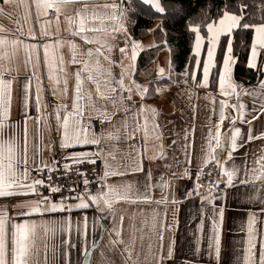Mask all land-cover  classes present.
<instances>
[{
    "label": "snow or ice",
    "instance_id": "6c2138e0",
    "mask_svg": "<svg viewBox=\"0 0 264 264\" xmlns=\"http://www.w3.org/2000/svg\"><path fill=\"white\" fill-rule=\"evenodd\" d=\"M71 3L72 0H0V15H6L16 24L15 28L0 25V198L9 202L17 200L10 207L7 203L0 205V264H31L32 238L37 228L43 229L46 238H54L58 233L61 236L59 247H52L54 264H59L60 259L63 264H74V249H79L84 257L76 264H91L86 210H94L93 227H102L100 221L114 212L116 202L156 205L164 212V219H161L159 211L153 210L149 226L158 234L157 244H149L143 261L139 254L132 258L133 248L123 241L120 229L113 227L110 230L115 232V238L109 243L113 247L123 245L120 249L123 264H177L175 240L167 244L166 250L163 244V232L171 228L166 222L167 212L171 206L175 217L183 201L195 199L201 202L198 222L192 232L188 255L180 259L179 264H201L205 256L208 264H264V228L259 227L264 223V143L253 153L251 167L247 152L243 154L242 166L234 162V153L244 144L264 141V125L259 131L254 128V122L264 121V63L259 60L264 56V3L259 7L258 16L248 14L249 5L241 2L237 6L224 0L214 14L210 13L209 5V11L202 13L204 19L198 23L189 17L184 30L190 37L194 34V39L190 40L188 62L178 73L173 64L172 47L168 44L166 23L183 20L190 8L188 4L175 0H138L135 7H125L124 0H111L91 7L83 4L66 11ZM128 3L131 6L134 0H128ZM13 4L14 9L9 11ZM20 8L25 10L23 23L13 17V12ZM141 12L147 18L157 19L153 27L145 30L154 38L147 46L129 28V24L134 23L131 17ZM51 15L57 17L55 32L50 23H44V18ZM61 15L64 17L63 30L59 22ZM238 33L247 44V66L257 73L256 84L248 89L235 84L232 79L234 66L238 63L234 55ZM117 47L121 69L118 78L114 73L116 59L113 55ZM65 48L69 50L70 58L64 55ZM152 48L167 50V67L157 65L154 80L138 83L134 73L139 54ZM70 66L75 67L74 72ZM181 79L184 89L188 90L189 101L190 89L202 91L204 99L215 101L211 91L215 88L223 98L219 100L218 109L215 103L212 104L199 149L195 143L196 105L190 104L193 118L190 125L183 128L181 151L184 159L177 162L182 171L170 172L168 178L161 174L160 194L154 196L153 169L145 166V151L133 143L142 128L137 118L144 119L143 130L147 136L149 121L145 113H150L152 129L157 131L160 127L156 122L158 110L146 104L145 98L149 94H164L173 84L179 86ZM49 91L57 101L68 98L71 91L70 105L49 104ZM245 92L253 97L250 110L241 99ZM233 96L236 99L230 103ZM109 102L114 111H109ZM93 113L100 121L99 133L92 130ZM225 122L227 129L222 131ZM237 122L241 127L236 126ZM245 127L246 132L243 131ZM156 138L161 139L159 135ZM121 140L128 143V152L122 158L116 155V144ZM177 143L178 139H174L173 147ZM165 156L161 144L159 152L148 159ZM61 161L67 172L77 171L84 177L83 188L68 189L69 193L75 192V196L63 195L62 186L51 182V174L59 170ZM85 162L96 170L95 191L90 189L88 170L79 172ZM210 162L214 164L208 173L209 182L203 183L200 178ZM166 167L172 166L167 164ZM129 170L137 175V181L124 180ZM45 172L49 174L47 178ZM212 172L217 173L214 178ZM180 176L188 177L191 187L185 184L184 190L180 191L174 183ZM117 177L118 180H110ZM230 191L235 205L232 211L243 217L245 212L237 210L246 208L247 219L246 227L243 223L241 226L246 235L236 242L243 246L242 255L236 250L228 260L225 227ZM57 193H60L58 199L55 198ZM73 210L83 213L78 215L74 225ZM58 212L59 218L55 216ZM37 214L42 217L40 220L29 219ZM45 216L49 218L44 219ZM135 231L133 226V244ZM95 247L93 241L92 249ZM101 256H104L103 252ZM45 264H48L47 258ZM106 264H112L111 260Z\"/></svg>",
    "mask_w": 264,
    "mask_h": 264
},
{
    "label": "crops",
    "instance_id": "0c3cea01",
    "mask_svg": "<svg viewBox=\"0 0 264 264\" xmlns=\"http://www.w3.org/2000/svg\"><path fill=\"white\" fill-rule=\"evenodd\" d=\"M126 0H124L125 3ZM111 2V0L106 1H84V2H72L66 11H71L83 4H88L90 7L92 5H102L104 3ZM128 2V1H127ZM15 5L9 6V11H12L14 9ZM24 8H20L13 12V17L19 18L21 22L23 23V17H24ZM34 12V9H33ZM56 20L57 17L55 15H51L50 17L44 18V23L49 24L51 30L55 32L56 30ZM59 22L61 25V29L64 28V17L61 15L59 17ZM157 23V20L153 22V24L150 26L153 27ZM0 25H3L5 28H15L16 24L13 22V20H10L7 18L6 15H0ZM38 25H37V31H38ZM27 28V25H25V29ZM206 35V30L205 33ZM63 35V32H62ZM153 36L149 33L146 37L139 39L141 40L142 44L147 46L150 43L153 42ZM79 43V40H77ZM95 47V45H93ZM153 49H155L153 51ZM156 48H152L149 50H142L139 54L138 59V66L137 70L134 73V79L138 83H145L148 81H152L155 78V71L156 66L159 65L160 67H167L166 61L168 58V52L164 48H159V50L156 53ZM83 51H86V49H83ZM147 53L149 56H147V59L143 62H140L142 54ZM154 56L152 57L151 54ZM42 50H41V58H42ZM64 55L66 58H70L71 54L67 48L64 49ZM115 59H116V65L114 67V73L117 75V78L120 73V53L119 48L117 47L116 51L113 53ZM235 55V54H234ZM236 56V55H235ZM260 60V57H259ZM261 63H264V56H262ZM127 63V61H125ZM193 64H195V61L193 60ZM246 68L250 69L247 66L246 61ZM71 71H75L74 66H70ZM235 67V66H234ZM251 72L248 71V73L243 74L241 76V79H237L234 74L233 69V76L232 79L235 82V84L242 86L244 89H248L250 85L256 84L257 77H255L254 81H246L251 78V75L253 74L252 70L256 72L255 69H250ZM23 71V70H21ZM150 72V73H149ZM166 78V77H165ZM245 78V79H243ZM44 82L47 83V75L45 73L44 76ZM71 83L70 82V89H71ZM101 86L103 88V83L101 81ZM92 88L94 90L95 86L92 85ZM191 91V101L188 99V90L184 89V85L182 82V79L180 81L179 86L176 84H173L169 91H166L162 95H152L149 94L145 98V103L149 105H153L158 110V116L156 118V122L160 125V127L157 129V131H153L152 129V123H151V114L145 113V116L148 117V124H147V136H145V132L143 130V125L145 123L143 118H137L139 123L141 124V132L137 134L135 137L133 143L137 148H142L145 153V166H150L153 169L154 172V179L153 183L156 185V187L153 189L154 196H159V185L161 183L160 181V175L163 174L165 178H168L170 172H180L182 171V168L178 166L177 162L182 161L184 159L183 152L181 151V147L184 143V137H183V128L186 125H190L191 119L193 118V109L190 107L191 105H196L195 108V123H196V131H195V143L197 146V149L202 144L201 137L202 135L206 134V129L208 125V119L207 117L210 114V110L212 108V104L215 103L218 109L219 100L223 97L220 95V93L213 88L211 91L215 94V101H209L204 99V93L202 91L198 92L195 89H190ZM71 91L69 92L68 98H61L59 101L56 100L55 97L51 96V93L49 91L47 102L49 104H54L56 102L62 103V104H68L71 103ZM138 99V97H137ZM236 98L235 96L232 97L230 100V103L234 101ZM241 99L245 102L247 108L250 110L252 108L253 104V97L249 96L247 92L241 94ZM118 103V100H117ZM257 104H259V101L257 100ZM103 105H101L102 107ZM109 111H114V107L111 102L107 105ZM135 111V109H134ZM228 114V113H226ZM232 114H235L232 112ZM85 117H87L88 113L85 111ZM123 114L117 116V123H119L120 118ZM92 121H93V128L92 130L96 133L100 132V121L96 119L95 113L92 114ZM214 124V120L212 121ZM264 125V121H256L254 122V128L259 131ZM133 124L132 119L130 118L129 121V131H131ZM237 127H241V124L237 122ZM31 128V124L29 125ZM105 127L107 128L108 125L106 124ZM227 129V123L225 122L222 125V131ZM243 131H247L246 127L243 128ZM157 135L161 137V139H157ZM174 139H178L179 143L173 147L172 142ZM264 141H252L250 143H246L241 147L240 149L236 150L234 153V162L237 165L242 166L243 165V154L245 152L248 153V163L249 167H251V161L253 159V153L255 150L262 144ZM163 144L164 146V152L166 153V156L162 159L160 157H157L156 159H148L149 157H153L157 152L160 150V145ZM107 145V142H106ZM128 152V143L121 140L118 144H116V155L118 157H124L125 154ZM167 164H171V168L166 167ZM214 164V162H210L209 165ZM208 165V166H209ZM119 178H110V180ZM195 179V177H193ZM124 180L126 182H135L138 180L137 175L133 174L131 170L128 171L127 175L124 177ZM175 186L179 188L180 191L184 190L185 184H188L189 187H191V184L188 183V177L180 176L179 179H177L175 182ZM95 191V190H94ZM243 191V189H241ZM229 204H228V211L226 212V227H225V238L227 241V244L225 247L227 248V259H232V253L236 250H239V252L242 255V244H237V241H241L243 237L246 235V232L241 231L242 223L246 227V208L238 209L237 211H244L245 215L243 217L236 215L232 211L233 207L235 205L233 204V196L229 194L228 197ZM9 204V207L12 204L17 203V200L12 201H5L3 198H0V205L3 204ZM200 201L199 199L190 200V201H183L179 205V211L176 213V216L174 217L173 211L171 206L168 209L166 222L167 224L171 225V228H166L163 232V244L166 250L167 244L175 240L176 243V254H177V264H179V260L185 258L188 255L189 247L191 245V242L193 240L192 232L195 229V224L198 222V209L200 207ZM220 203H223V201H220ZM247 207H251V205H248ZM153 210L159 211L160 218L164 219V212L162 208H157L156 205H147V204H140V205H129L124 204L122 202H116L114 212L110 215H105L103 219L100 221V225L102 227L97 226L93 227L92 223V217L95 215L93 209H88L87 216H88V227H87V241L90 249V256L88 259H90L91 264H106L107 260H111L112 264H123V259L121 255V248H123V245H120L119 247H113L109 241L110 239L115 238V232H110L113 227L120 229L122 231V239L125 243L129 244L133 248L132 252V258L135 259L137 254H139L140 259L143 261L144 256L148 253L149 250V244L152 245L157 244V238L158 234L153 231L150 228V218L152 216ZM61 214L58 212L55 214L57 218H59ZM78 215H83V213H78L77 210H73L72 212V223L73 225L78 219ZM124 217L123 220H121V217ZM42 217L37 215H32L29 217V219L33 220H40ZM44 219H47L49 217L45 216ZM176 219L179 220V223L176 222ZM133 226L135 227V242L134 244L131 243V237L133 234ZM260 228H264V223L259 224ZM141 234L143 235V239H141ZM73 239L75 240V229L73 228L72 231ZM33 239V246L31 248V255H30V261L31 264H45V259L47 258L48 264H54L53 262V252L52 247L53 245H56L59 247L61 242V236L58 233L54 238L52 236L45 237L43 234L42 228H37L35 236ZM95 241L96 247L92 249V242ZM45 245H47V249L45 248ZM206 246V242H205ZM9 247H10V232H9ZM101 252L104 253V256H101ZM9 259H10V253H9ZM59 259V254H58ZM82 261L84 257L81 255V251L79 249H74L72 251V260L74 264H76L77 260ZM59 264H63L62 259L59 260ZM201 264H208L207 256L203 257L201 260Z\"/></svg>",
    "mask_w": 264,
    "mask_h": 264
},
{
    "label": "trees",
    "instance_id": "16d2710c",
    "mask_svg": "<svg viewBox=\"0 0 264 264\" xmlns=\"http://www.w3.org/2000/svg\"><path fill=\"white\" fill-rule=\"evenodd\" d=\"M175 2L179 3H185L190 6L189 11L184 16L183 20L178 21L175 24H172L171 22H167L166 26L168 28V44L172 47V59L173 64L175 66V72L182 71L184 65L188 62V56L190 53V40L194 39V34L190 37L189 33L184 30V24L188 20L189 17H192L194 22H200L202 19H204L202 13L209 11V5L210 13L214 14L216 12L217 6L222 5L224 3V0H175ZM244 3L246 5H249L250 7L247 9L248 14L251 16L252 14L259 15V7L262 3H264V0H230V3L236 4L237 6L240 3ZM138 3V0H134L133 5L127 4L128 7H135V4ZM131 20L134 21V23L129 24V28L131 29L132 34L137 39H142L146 37L149 33H147L145 30L147 28H150V26L153 24L156 18H147L142 12L138 15H133L131 17ZM159 35V33H157ZM235 52L234 54L238 58V63L235 64L234 67V74L237 79H241V76L243 74L251 72L250 69L246 68V61H247V44L246 42H242L240 38V34H237V38L235 41ZM159 49V48H156ZM155 49H153L154 51ZM151 54V53H150ZM153 54V53H152ZM151 54L152 57H154ZM147 56L149 58L150 55L147 53L142 54L140 62H143L147 59ZM262 56L260 57L261 60ZM253 74L251 75V78L246 81H254L255 77H257V73L252 70ZM245 79V78H243ZM165 83H167V77L165 78Z\"/></svg>",
    "mask_w": 264,
    "mask_h": 264
},
{
    "label": "built area",
    "instance_id": "2783aa9c",
    "mask_svg": "<svg viewBox=\"0 0 264 264\" xmlns=\"http://www.w3.org/2000/svg\"><path fill=\"white\" fill-rule=\"evenodd\" d=\"M64 162L61 161L60 162V166H58L59 170L58 171H54L51 174V182L53 183V185L59 184L60 186H62L63 188V195L68 196V195H73L75 196L76 193L72 192L69 193L68 189L69 188H73V187H79V188H83V179L84 177L80 176L78 174L77 171H71V172H67L63 167L62 164ZM213 168V164L206 166L204 168V175L200 178L201 182L203 183H207L209 182V171ZM85 170L87 171V178L90 181V189L92 191L97 189V183L95 180V176H96V170L93 169L92 165L85 162L83 163L80 168H79V172H84ZM216 172H212V177L214 178L216 176ZM49 174L47 172L44 173L45 178H47ZM221 187H223V185H221ZM46 191V190H45ZM60 193H57L55 198L58 199L59 198Z\"/></svg>",
    "mask_w": 264,
    "mask_h": 264
},
{
    "label": "water",
    "instance_id": "95a60500",
    "mask_svg": "<svg viewBox=\"0 0 264 264\" xmlns=\"http://www.w3.org/2000/svg\"><path fill=\"white\" fill-rule=\"evenodd\" d=\"M84 1H106V0H72V2H84Z\"/></svg>",
    "mask_w": 264,
    "mask_h": 264
},
{
    "label": "rangeland",
    "instance_id": "374dc122",
    "mask_svg": "<svg viewBox=\"0 0 264 264\" xmlns=\"http://www.w3.org/2000/svg\"><path fill=\"white\" fill-rule=\"evenodd\" d=\"M127 1H128V0H126L125 3H124V6H125V7H128V6H127V4H128ZM158 50H159V49H158ZM158 50H156V53H157ZM149 73H150V72H149Z\"/></svg>",
    "mask_w": 264,
    "mask_h": 264
}]
</instances>
